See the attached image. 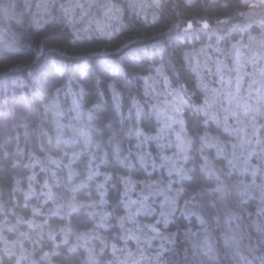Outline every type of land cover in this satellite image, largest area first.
<instances>
[{"label": "snow or ice", "instance_id": "snow-or-ice-1", "mask_svg": "<svg viewBox=\"0 0 264 264\" xmlns=\"http://www.w3.org/2000/svg\"><path fill=\"white\" fill-rule=\"evenodd\" d=\"M153 2L156 7L161 6L160 0H153ZM188 2L190 3V0ZM261 3L264 4V0H261ZM95 4L96 0H85L84 3H80V0H65L63 3H58V0H42L36 7L47 14L48 19L45 23L60 19L59 15L53 14L54 11H59L69 25H74L75 10H81L80 16L76 19H83ZM96 6L104 9L106 16L111 13V19H119L118 14H122V8L111 3V0ZM128 6L130 9L137 7L132 0ZM26 7H30L27 2ZM136 14L140 15L139 12ZM240 15L249 16L250 14L241 12ZM0 16L5 19L15 18V4L0 0ZM144 18L147 20V16ZM152 19L156 20L155 14ZM16 22L23 23L20 19ZM228 22L227 19L217 20V24ZM255 22L260 27L259 36L248 35L247 42L243 39L236 40L226 48L219 47V43L224 40V35L212 28L209 21L199 22L202 29L214 34L217 40L216 47L205 45L198 52L194 50L192 53H184L185 61L196 73L199 93L189 92L183 83H177L173 87L168 76L165 75L162 64L151 65V72L155 75H142L135 66H130L125 71V76L131 75L133 79L142 80L144 96H151L156 102L141 101L129 94V114L125 117L121 111L123 94L118 90L119 85L115 82L107 83V90L112 96V110L119 115V127L116 126L112 115L100 116L101 127H89L87 130L74 126L71 120L67 124L61 123L60 117L64 115V112L57 97L63 89L56 87L54 82L46 80L43 65L28 71L27 76L39 85L40 97L48 95L46 84L55 89L49 102L42 105L44 113L41 117L43 121L51 113L52 123L55 125V136L53 138L42 129L41 135L47 136L49 146L53 145L54 140L57 149H60L61 145L65 147L75 145L77 139H82L84 146L89 148L88 159L84 171L78 173L74 170L73 164L82 155L81 152L71 151L69 154L65 151L63 155L49 153L44 159L29 154V163L25 167L31 169L39 165L41 172L45 173V178L41 183L37 173L33 171L27 176L26 188L21 187L19 179L12 178L11 191L8 195L10 201L15 203L12 207H6L5 203L0 202V214L4 216L0 219V242L4 245L3 251L9 255H15V249L19 245L21 254L17 256L16 264H20L22 259L27 258L21 238H31L32 233H37L42 239L47 229V237L53 242V249L44 251L40 261L33 260L31 264H52L51 257L58 254L55 251L58 235L69 254H77L78 249H83L84 256L80 264H221L217 259L218 249L211 242L210 221L201 214L203 209L211 208L216 209V215L212 219L219 220L220 213H223L227 225L226 231L222 234L223 247L226 250L224 254L231 256L232 264H256V260L258 264H264V252L253 260H249L244 255L243 247H247L248 252L251 253L254 246L242 247L240 243L243 239L242 228L246 226L242 222L237 223L242 221L246 199L259 193V219L250 220L247 226L255 229L259 234L261 245L264 246V17ZM32 23L36 28L42 27L35 15H33ZM174 27L177 29V37L182 34L191 35L196 31L191 21L185 28H181L180 25ZM233 29L243 32L249 29V24H234L228 32ZM97 30L102 35L111 36L113 31L120 29L106 31L98 24ZM83 31L87 33L88 29L85 28ZM75 36L76 39L82 38L80 30L76 31ZM54 38L55 32L45 35L44 40L51 41ZM172 38L169 36V39ZM43 43L41 41L39 55L44 53ZM150 47L160 53L165 50L164 44L159 41ZM3 51L18 53L21 49L14 41L0 47V52ZM139 51L132 49L125 55ZM209 52L216 54L215 58ZM199 55L204 57L203 63L196 59ZM83 63L86 65L88 61L85 60ZM205 68L210 74L215 75L214 83L218 86H211L205 80L202 74ZM60 70L58 67L57 71ZM115 70L122 71L119 65H115ZM19 71V66L9 69L10 73ZM157 77L163 81V91H157L156 85L160 82L156 79ZM8 78L6 74L5 81L0 83L6 82ZM11 79L15 83L22 77L12 76ZM64 87L67 88L66 95L72 97L68 111L74 113L73 119L80 121L85 116L89 122L96 119L92 115L91 108L84 110L82 101L86 93L85 86L78 85L76 90L69 85ZM33 95L37 93L34 92ZM103 95H105L104 92H98V96ZM159 96H163L164 99L162 101L156 99ZM93 107L96 105L94 104ZM133 115L135 125L126 127L125 121L131 120ZM153 117L157 125H153ZM230 119L233 123H229ZM213 124L216 129H220L222 125L223 133L228 134L229 137H235V141L230 143L222 140L213 130ZM102 128L110 131L107 136L110 151H103L102 140L96 138L104 136ZM66 129L71 131L72 136L66 138ZM121 134L135 136V151L132 148L125 151L121 147ZM152 142L157 149L155 155L148 150V145ZM93 147L96 151H91ZM166 148L174 149L171 155L165 154ZM206 149H215L214 158L222 157L226 161V167L217 168L213 163L214 158L205 154ZM197 153L199 156L196 155ZM102 164L109 165L110 170L102 172L100 170ZM149 165L153 170L165 169L167 179L152 178V172L148 171ZM50 166H54L57 170H66L69 194L62 195L53 191L54 187L63 183V178ZM140 168L146 173V178L135 179L134 176L140 175ZM122 169L127 171L122 172ZM234 172L244 175L246 179L237 178L231 183L221 179L222 176L232 177ZM77 177H79L78 183L75 179ZM99 177L103 179L98 180ZM205 177L214 178L215 186L206 187ZM90 182H95L94 194L89 192L86 200L77 199L76 194L82 189L89 188ZM109 186L116 189L118 193V196L111 201V211L108 210ZM17 192H22L25 208L29 206L32 198L38 201V204L31 207L30 217L17 214L15 210L19 204L16 199ZM206 195L207 199H205ZM157 197L161 199L157 200ZM233 197L234 202L229 205L228 201ZM49 202L53 207H47ZM45 208L47 211H44ZM177 211H180L185 218L195 216L201 226L198 232H194L190 227L184 228V235L191 242L192 259H188L186 248L183 261L171 260L165 256L166 253L175 251L165 245L175 243L176 233L161 231V225L167 229ZM73 213L79 214L75 223L83 228V231H74L73 221L69 219ZM8 214L15 218L14 223L8 219ZM141 216L156 218L151 223H144L138 219ZM51 217L60 218L62 223L58 231L49 222ZM37 218H40L41 222H37ZM64 221L67 223H63ZM21 225H26L28 231H20ZM117 229L118 233L112 235L111 240L108 235L101 234V230L108 233L109 230L116 232ZM4 230L18 233L17 238L8 240L2 235ZM70 236H75V242L70 243ZM156 239L161 243L155 251L149 253L152 241ZM93 241H98V251ZM129 241L135 243L134 251L128 247ZM120 243L123 244L122 247L118 246ZM109 248L111 259H102L105 250ZM69 264H75L71 257H69Z\"/></svg>", "mask_w": 264, "mask_h": 264}, {"label": "trees", "instance_id": "trees-1", "mask_svg": "<svg viewBox=\"0 0 264 264\" xmlns=\"http://www.w3.org/2000/svg\"><path fill=\"white\" fill-rule=\"evenodd\" d=\"M5 3L15 4L16 17L12 19H5L0 16V47L11 44L14 41L20 47L21 51L18 53H9L7 51L0 52V81H5V75L8 74V79L4 83H0V202L5 203L6 207H12L15 201H10L8 193L11 191L12 178L15 177L21 181V187H27V176L31 175L35 171L38 175L39 181L42 183L45 178V173L41 172L39 165L34 168H26L25 165L29 163V154H33L41 159H44L46 154L63 155V152L67 151L69 154L71 151L81 152L82 155L74 162L73 168L78 173L84 171L87 163V153L89 148H86L82 139H77L75 145L65 147L61 145L60 149L55 147V141L53 145H48L47 136L41 135V129L46 131L48 135L55 136V125L52 123V115L48 114L47 118L43 121L44 109L42 105L48 103L52 98V94L55 92L54 88H51L46 84L48 88V95L44 97L39 96V85H36L30 77L27 76V72L32 69H38L41 65L44 66V72L46 74V80L54 82L56 87L63 90L57 97L61 109L64 115L60 117V122L67 124L71 120L74 126L83 127L86 130L89 127H101L100 116L112 115L115 118L116 126L119 127V115L115 114L112 110V96L111 92L107 90V83L115 82L119 85V91L123 94L121 101V111L125 117H128L130 103L128 101V95L131 94L137 99L144 101L148 100L151 103H155L151 96H144L143 81L139 78L133 79L131 75L125 76V71L130 66H135L138 71H141L142 75H155L151 72V65L162 64L164 67L165 75L168 76L172 86L175 87L177 83H183L184 87L189 92L199 93L197 87L196 73L193 72L192 67L184 59V53H192L194 50H198L205 45L217 46L216 36L202 29L200 21H209L212 28L217 29L222 35L224 40L219 43V47L226 48L234 43L236 40L243 39L247 42L248 35L259 36L260 27L255 21L264 17V4L261 0H160V7H156L153 0H132L137 5L134 9L129 8L130 0H111V3L119 5L122 8V14L119 15V19H111V13L105 15V10L96 6L106 3V0H96V4L88 10V15L83 19H76L80 16V9L75 10V23L69 25L63 18L62 13L54 11V15H59L60 19L55 21H45L48 19L47 14L43 13L42 9L36 7L37 3H41L42 0H3ZM26 2L30 4V7H26ZM65 0H58V3H63ZM85 0H80V3H84ZM255 5V7H250ZM87 9V4H85ZM137 12L140 13L137 16ZM241 12L249 13V16H241ZM153 14L156 16V20L153 21ZM33 15L42 24L41 28H36L32 21ZM147 16V20H145ZM17 19L23 21V23H17ZM229 22L226 24H217V20H225ZM191 21L193 23L194 31L191 35H180L177 37V29L175 25H180L181 28H185L187 23ZM104 23V24H103ZM249 24V29L246 31H240L239 29H233L228 32L234 24ZM93 24H99V27L105 26L106 31L119 28V31H113L111 36L102 35L100 31L94 28ZM87 28L85 33L83 29ZM103 28V27H102ZM80 30L81 39H76L75 33ZM171 30V31H170ZM55 32V38L51 41L44 40L45 35H49ZM172 36V39H169ZM41 41H43L44 53L39 55V49L41 48ZM157 41L162 42L165 46L163 53L156 52L151 49V45ZM148 51H144V49ZM132 49L140 50L137 53L131 55H125V53L131 52ZM215 58L216 54L209 52ZM123 57V59H121ZM223 59V57H220ZM196 59L201 63L204 61V57L199 55ZM87 60L85 65L83 62ZM230 62V61H229ZM195 63V61H193ZM115 65H119L122 71H116ZM19 66L20 71L10 73L9 69ZM60 71H57V68ZM249 71L251 67L249 66ZM214 73V68H213ZM202 74L207 82L211 86H218L214 83L216 77L214 74H210L208 69L202 70ZM12 76H20L21 80L12 82ZM160 81L156 87H163V81L161 78H156ZM66 85L71 86L74 90L78 85H83L86 88L85 96L83 97L84 110L92 109V115L96 117L91 122L88 121L85 116L82 120L76 121L73 119L74 113L68 111L72 97L66 95ZM246 87V85H245ZM105 93L103 96H98V92ZM36 92L37 95H33ZM96 107H93V105ZM134 112V110H133ZM153 125H157L155 117L152 118ZM229 123H233L230 119ZM126 127H133L135 125L134 115L131 120L125 121ZM26 126V127H25ZM212 128L217 134H219L222 140H227L230 143L235 141V137H229L228 134L223 133L222 125L220 129H216L213 124ZM104 136L97 139L102 140L103 151H110V146L107 143V136L110 131L106 128H102ZM66 138L72 136L70 130H65ZM95 135V134H94ZM121 147L127 151L132 148L135 151L134 145L136 143L135 136H127L121 134L120 137ZM229 143V148H230ZM148 150L155 153L157 152L154 142L148 145ZM91 151H96L95 148H91ZM174 149H165V154L171 155ZM102 154V152L100 153ZM205 154L210 158L215 157V149H206ZM239 154V153H238ZM199 156V153L196 154ZM67 162V161H65ZM213 163L217 168H225L226 161L223 158H214ZM191 166V165H189ZM54 169V166H50ZM139 167V166H137ZM58 175L63 178V183L54 187L53 191L58 194L67 195V173L66 170L54 169ZM102 172L109 171V165H100ZM123 171H127L122 169ZM140 175L134 176L135 179L146 178V173L140 168ZM149 172H152V178L167 179V171L165 169L153 170L149 165ZM246 179V177L239 173H233L232 177L222 176L221 179L226 183H231L235 179ZM76 182H79V177L75 178ZM102 180L103 177L97 178ZM250 179V178H248ZM205 186L214 187V178L205 177ZM109 206L108 210L111 211V201L118 196L116 189L109 186ZM89 192L94 194L95 182H90V187L80 190L77 195V199L86 200ZM259 193H255L253 196L248 197L243 206L244 212L242 214V221L237 223H243L246 227L242 228L243 239L240 241L243 246H254L251 253L248 252L247 247H243V253L249 260L258 258L262 252H264V246L261 245L259 240V234L255 229L248 227L250 220L259 219L258 205H259ZM135 198V194H133ZM16 199L19 204L16 207V212L19 215L26 217L31 216V207L38 204L35 198H32L29 206L24 207V200L22 192L16 193ZM161 199L157 197V200ZM199 199V197L197 198ZM207 199V195L205 196ZM234 197L229 199L228 204L232 205ZM181 205L183 201H180ZM47 207H53L49 202ZM219 207V206H218ZM47 211V208L44 209ZM122 212V209L120 210ZM201 214L210 221L209 228L211 232V242L217 247L218 255L217 259L221 264H232V258L230 255H225V249L223 247V233L227 229V225L224 220L223 213H220L219 220L212 219L216 215V209L205 208L201 211ZM79 214L73 213L69 218L73 221L74 231H83L84 229L79 227L75 221ZM3 214H0V219H3ZM156 217L154 216H141L140 219L144 223H151ZM8 219L15 222V218L8 214ZM37 222H41L40 218H37ZM49 222L54 228L57 229L61 225L59 217H51ZM63 223H67L64 221ZM91 226V225H89ZM190 227L194 232L200 230L199 222L195 216L185 218L180 211H177L173 219L170 221L167 229H164L161 225L162 232H175V243L166 244V247L175 249L174 252L166 253L165 256L171 260L183 261L185 257V249L188 250V259H192L191 242L184 235V228ZM179 228V231H178ZM20 231H28L26 225L19 226ZM118 233L109 230L105 233L101 230V234L108 235L111 240L112 235ZM2 235L8 240L17 238L18 233L8 232L4 230ZM23 241V247L26 250V259H22L20 264H31V261H40V257L44 251H51L53 249V242L47 237V229L44 231V236L41 239L37 233H32L31 238H21ZM70 243L75 242V236L69 237ZM38 241V242H35ZM99 244L98 241H93L94 244ZM161 243L156 239L152 241V248L149 249V253L155 251V249ZM55 251L58 253L51 257L52 264H69V257L75 262L80 264L84 256L83 249H78L77 254H69L67 247L61 243V237L55 242ZM118 246H123L120 243ZM128 247L133 251L135 250V243L129 241ZM4 245L0 242V264H16V258L19 256V245L15 249V255H9L3 251ZM99 248H97V251ZM102 259H111V250L106 249L105 255ZM258 264V260H256Z\"/></svg>", "mask_w": 264, "mask_h": 264}, {"label": "rangeland", "instance_id": "rangeland-1", "mask_svg": "<svg viewBox=\"0 0 264 264\" xmlns=\"http://www.w3.org/2000/svg\"><path fill=\"white\" fill-rule=\"evenodd\" d=\"M103 24H104V23H103ZM93 26H94V28H96V29L98 28V26L95 25V24H93ZM102 27L104 28L105 26H101V28H102ZM1 43H3V40L0 41V44H1ZM157 91H163V87H162V88L160 87L159 90L157 89ZM156 99L162 101V100L164 99V97H163V96H159V97H157ZM153 100H154V99H153ZM154 102H156V100H154ZM96 245H97V248H99V244H97V242H96Z\"/></svg>", "mask_w": 264, "mask_h": 264}]
</instances>
